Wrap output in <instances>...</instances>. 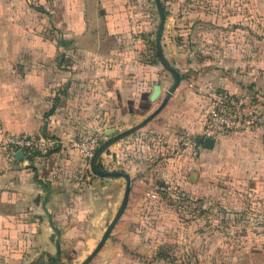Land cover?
<instances>
[{"label":"crops","instance_id":"obj_1","mask_svg":"<svg viewBox=\"0 0 264 264\" xmlns=\"http://www.w3.org/2000/svg\"><path fill=\"white\" fill-rule=\"evenodd\" d=\"M160 1L162 52L182 78L158 114L101 154L107 170L129 174L130 190L88 264H207L202 211L213 190L219 208H231V235L220 236L236 245L221 250L222 264H264V94L250 95L260 128L216 137L212 147L198 143L207 111L201 89L240 92V9L234 0L217 8L211 0ZM157 24L154 0H0V123L55 141L32 159L0 150V264H80L97 244L126 182L94 175L71 141L129 128L158 106L171 77L155 51ZM218 27L229 29L226 42L196 38ZM213 155H232L231 184H209ZM228 170L217 164L215 175Z\"/></svg>","mask_w":264,"mask_h":264},{"label":"rangeland","instance_id":"obj_2","mask_svg":"<svg viewBox=\"0 0 264 264\" xmlns=\"http://www.w3.org/2000/svg\"><path fill=\"white\" fill-rule=\"evenodd\" d=\"M231 3V0L209 1L210 7L213 8L231 7ZM233 4L240 9V19L239 22H237L238 25L234 27L233 33L234 40L239 41L238 52L240 59L239 64H234V67H236L234 70L237 75L235 76L233 83L238 86V91H240L236 93L239 95L257 94L261 96L264 94V0H234ZM201 6H203V3L199 0L196 7ZM154 28H156V24ZM205 33L218 41L222 40L223 43L226 42L231 35L229 29L218 27L215 30L208 31V33L205 29L202 33L197 32L196 38L199 40L202 39ZM163 70L166 71L164 68ZM167 73L169 74V72ZM124 129L127 128L122 127L116 129L115 133L123 131ZM95 135H99V144L107 138L103 131H96L88 135V137L80 138L86 139ZM231 162L232 155H223L218 161L215 160V156L213 155V157L209 159V164H211L209 165L211 169L209 172V184L214 186H226L231 184ZM217 164L219 167L223 166L226 169H229L225 172L224 177L215 175ZM220 200L221 199L217 196L215 190H213L209 193L207 198L206 210L202 211V221L204 222V219L206 221V223L202 224V227H206L203 229L207 232V254L205 256L207 264H222V260L226 254L224 253L225 255H223L221 250L227 249V252H230L235 245L231 238L224 239L220 236L223 232L229 233V235H231L232 232L231 208L226 206V208L221 210V208H219ZM190 214L195 215L197 214V211H191ZM195 226L197 230L198 225ZM234 242L237 243V241ZM176 264H181V262L178 261Z\"/></svg>","mask_w":264,"mask_h":264},{"label":"built area","instance_id":"obj_3","mask_svg":"<svg viewBox=\"0 0 264 264\" xmlns=\"http://www.w3.org/2000/svg\"><path fill=\"white\" fill-rule=\"evenodd\" d=\"M202 95L207 99V111L202 136L216 138L233 132L251 131L260 128L261 114L258 104L250 95H239L223 87L206 84ZM99 135L86 139L77 138L71 146L77 148L89 161L99 144ZM55 141L40 139L26 133L6 131L0 123V150L6 157L14 155L18 150L28 156L34 151L45 153ZM196 145L195 141L191 142Z\"/></svg>","mask_w":264,"mask_h":264},{"label":"water","instance_id":"obj_4","mask_svg":"<svg viewBox=\"0 0 264 264\" xmlns=\"http://www.w3.org/2000/svg\"><path fill=\"white\" fill-rule=\"evenodd\" d=\"M156 7H157V12H158V24H157V29L155 33V40H154V45H155V51L159 60V63L161 66L169 72L171 76V82L170 85L167 87V89L164 92V96L161 99L160 103L158 106L150 113L148 114L144 119H142L140 122L132 125L131 127L124 129L123 131H120L118 133H115L114 128H109L107 129L104 133L107 136L106 139H104L94 150L92 156L89 159V168L91 172L99 177H123L125 179L126 185H125V190L123 193V197L120 203L119 208L117 209L115 215L113 218L110 220V222L107 224L105 230L103 231L100 239L98 240L97 244L95 247L92 249V251L87 255V257L80 263V264H88L89 261L97 254V252L101 249L102 245L104 244L105 240L109 237L110 231L112 230L114 224L117 222L118 218L122 215L128 195H129V190H130V176L127 172L125 171H118V170H107L101 162V154L105 152L107 147L113 143L114 141L125 137L129 135L130 133L140 129L142 126H144L152 117H154L156 114H158L161 109L165 106L167 103L168 99L171 97L173 92L176 90L178 87L180 81H181V73L180 71L173 66L164 56L162 52V47H161V36L164 28V22H165V12L162 7L161 1L160 0H154ZM156 91L158 92V87L156 86ZM214 138L208 137V136H200L198 138V143H202L205 147H212L214 143ZM23 155L22 150H18L15 153V156L21 157Z\"/></svg>","mask_w":264,"mask_h":264},{"label":"trees","instance_id":"obj_5","mask_svg":"<svg viewBox=\"0 0 264 264\" xmlns=\"http://www.w3.org/2000/svg\"><path fill=\"white\" fill-rule=\"evenodd\" d=\"M161 4H162V3H161ZM162 7H163V5H162ZM163 9H164V7H163ZM164 12H165V10H164ZM154 57L157 58V57H156V54H154ZM49 151H50V150H48L47 152H49ZM37 155H41V152H39V151H34L32 154L28 155L27 157L30 158V159H32L34 156H37ZM158 254H159V256L162 257V258H169V256H168V254L166 253V251H164V252H163V251H161V252L159 251Z\"/></svg>","mask_w":264,"mask_h":264}]
</instances>
